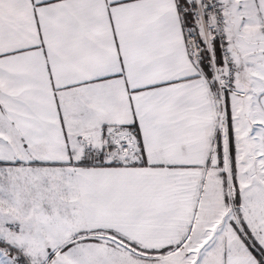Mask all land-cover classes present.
I'll return each mask as SVG.
<instances>
[{"label": "snow or ice", "instance_id": "1", "mask_svg": "<svg viewBox=\"0 0 264 264\" xmlns=\"http://www.w3.org/2000/svg\"><path fill=\"white\" fill-rule=\"evenodd\" d=\"M0 264H264V0H0Z\"/></svg>", "mask_w": 264, "mask_h": 264}]
</instances>
